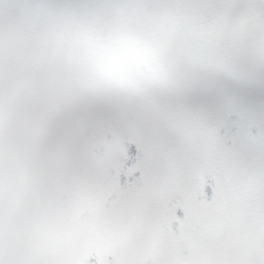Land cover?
I'll list each match as a JSON object with an SVG mask.
<instances>
[{
  "label": "snow or ice",
  "instance_id": "6c2138e0",
  "mask_svg": "<svg viewBox=\"0 0 264 264\" xmlns=\"http://www.w3.org/2000/svg\"><path fill=\"white\" fill-rule=\"evenodd\" d=\"M0 264H264V0H0Z\"/></svg>",
  "mask_w": 264,
  "mask_h": 264
}]
</instances>
